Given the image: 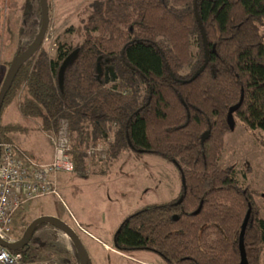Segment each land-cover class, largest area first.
Wrapping results in <instances>:
<instances>
[{
    "label": "trees",
    "instance_id": "trees-1",
    "mask_svg": "<svg viewBox=\"0 0 264 264\" xmlns=\"http://www.w3.org/2000/svg\"><path fill=\"white\" fill-rule=\"evenodd\" d=\"M263 29L264 0L95 1L79 45L58 44L54 59L40 47L19 69L0 109V143L26 154L11 138L22 126L2 124L17 100L42 132L67 126L81 179L89 176V147L110 136L111 158L130 150L171 163L182 182L178 195L124 219L115 250L152 252L164 264H241L249 212L246 261L264 264V218L235 169L220 165L223 136L238 121L264 133ZM238 103L231 126L228 113ZM17 253L35 263L28 245Z\"/></svg>",
    "mask_w": 264,
    "mask_h": 264
},
{
    "label": "rangeland",
    "instance_id": "rangeland-1",
    "mask_svg": "<svg viewBox=\"0 0 264 264\" xmlns=\"http://www.w3.org/2000/svg\"><path fill=\"white\" fill-rule=\"evenodd\" d=\"M95 1L99 0H47L49 27L41 47L51 59L56 57L58 44L74 48L82 42V27L90 5ZM38 5V0H0V87L8 69L7 63L17 51L25 49L39 31L41 17ZM73 56L71 54L65 60L63 69ZM17 102L15 100L2 112V123L20 120ZM28 120L25 125L31 130L30 137L15 135V138L22 137L26 141L33 159H37L32 154L35 149L50 154L52 151L53 157L55 134L38 133L39 122ZM223 138L220 165L235 169L239 182L251 190L254 205L264 218V133L249 130L238 121L233 131L226 132ZM107 139L96 143L94 147L99 145L101 151L93 150L94 155L88 154L94 148L89 147L86 160L89 176L86 180L65 175L70 180L64 181V197L60 193V198L40 197L16 213L12 238L20 239L34 219L52 213L76 232L87 253L88 264L163 263L152 252H118L114 249L113 238L122 221L135 211L174 199L182 184L179 173L171 163L149 154L138 156L124 150L111 158L108 151L113 140L111 136ZM15 146L21 147L16 143ZM103 242L110 250L103 249ZM28 246L35 256L34 264H79L71 241L59 229L37 227Z\"/></svg>",
    "mask_w": 264,
    "mask_h": 264
},
{
    "label": "built area",
    "instance_id": "built-area-1",
    "mask_svg": "<svg viewBox=\"0 0 264 264\" xmlns=\"http://www.w3.org/2000/svg\"><path fill=\"white\" fill-rule=\"evenodd\" d=\"M54 154L49 163L17 153L10 144H1L0 154V238L13 242L14 215L28 202L40 197L55 195L53 177L58 173H74L70 159V140L67 126L63 124L54 135ZM101 151L99 147L90 150ZM0 264H26L20 254L0 246Z\"/></svg>",
    "mask_w": 264,
    "mask_h": 264
},
{
    "label": "water",
    "instance_id": "water-1",
    "mask_svg": "<svg viewBox=\"0 0 264 264\" xmlns=\"http://www.w3.org/2000/svg\"><path fill=\"white\" fill-rule=\"evenodd\" d=\"M39 1V7H40V28L33 39V41L17 56H15L7 69V72L4 76V79L2 81L1 87H0V109L2 107L3 101L19 71V69L28 61L30 60L40 49L44 39L46 32L49 27V8H48V2L47 0H38ZM195 11H196V7ZM196 19L199 20L198 14L196 12ZM201 27V26H200ZM201 34L204 41V47L206 49V40L203 28L201 27ZM207 51V50H206ZM207 53V52H206ZM199 73V71H198ZM197 73V74H198ZM240 106V103L232 107L228 113V120L231 126H233V119H232V113L237 110V108ZM0 154H1V148H0ZM249 219V212L247 213L245 220L243 222L241 233H240V252H241V264H247L244 249H243V235L246 229V225ZM43 224H48L51 226L56 227L59 229L64 235H66L69 240L72 243V246L78 256L79 264H88V257L87 253L83 247V244L76 234V232L65 222L60 220L57 217L54 216H41L36 219H34L24 230L23 235L21 238L15 242H8L0 238V246L8 249L11 252H17L28 245V242L30 240L31 235L35 231V229Z\"/></svg>",
    "mask_w": 264,
    "mask_h": 264
},
{
    "label": "crops",
    "instance_id": "crops-1",
    "mask_svg": "<svg viewBox=\"0 0 264 264\" xmlns=\"http://www.w3.org/2000/svg\"><path fill=\"white\" fill-rule=\"evenodd\" d=\"M18 108V102H17V104H16V109ZM17 111H18V114H19V116H20V120L19 119H17V120H12V121H8V122H4V123H2V124H4V125H6V124H8V123H11V122H16V123H19L22 127V131H21V133H18V134H16V136L17 135H21V136H25L27 139L30 137V135H29V132L31 131L30 130V128L29 127H27L25 124H27L26 122H28L29 120L28 119H26V118H24L20 113H19V108L17 109ZM28 120V121H27ZM29 123V122H28ZM39 129V128H38ZM37 132L38 133H41V134H46V133H44V132H42L41 130L39 131V130H37ZM11 138H12V140H13V138H14V140H13V142H14V144L16 143V144H18V145H20L19 147H20V149L21 150H23V151H25V153H26V155H28L29 157L31 156V150H29L30 148L27 146V144H26V141H23L20 137L17 139V137L15 138V135L14 136H11ZM16 139V140H15ZM49 143V142H48ZM49 146H52V145H50L49 144ZM44 147H46V145L44 146ZM97 147H99V145L97 146ZM51 148V147H50ZM52 150V149H51ZM29 153V154H28ZM32 154L35 156V157H37V159H36V161H38V162H42V163H48V162H50L51 161V159H52V151H51V154L50 153H48V152H46V151H41V150H39V151H37V149H35V150H33V152H32ZM31 158H33V157H31ZM65 175H68V176H71V175H74L75 177H77L74 173H71V174H66V173H58V174H56V175H54V177H53V182H54V185H55V188H56V191L58 190V192L57 193H60L63 197H64V195H65V183H64V181L66 180H68V182H69V180H70V177H68V178H66V176ZM172 176V175H171ZM78 179H80V180H86V179H81V178H79V177H77ZM60 194H58V196H55V195H50L51 197H56V198H60ZM44 215V214H43ZM45 216H54V217H57V218H59L60 220H62V218L61 217H59L57 214H47V215H45ZM63 221V220H62ZM14 222V221H13ZM64 222V221H63ZM68 225V224H67ZM40 226H49V227H52V228H55V229H57L56 227H54V226H51V225H48V224H43V225H40ZM39 227V226H38ZM37 229V228H36ZM35 229V230H36ZM13 239V242H15V241H17V240H14V238H12V236H11V240ZM19 240V239H18ZM102 245H103V249L105 250V251H108V250H110L109 248L110 247H107V244L105 243V242H103L102 243ZM115 249V248H114ZM117 251V250H116ZM142 252H146V251H142ZM79 262V261H78ZM149 264H152V263H150L149 262ZM162 264H164V263H162Z\"/></svg>",
    "mask_w": 264,
    "mask_h": 264
}]
</instances>
